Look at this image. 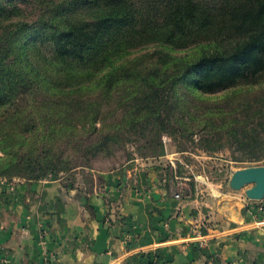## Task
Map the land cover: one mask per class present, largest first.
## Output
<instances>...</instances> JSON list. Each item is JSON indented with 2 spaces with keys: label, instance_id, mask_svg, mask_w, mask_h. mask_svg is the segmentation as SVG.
<instances>
[{
  "label": "trees",
  "instance_id": "trees-1",
  "mask_svg": "<svg viewBox=\"0 0 264 264\" xmlns=\"http://www.w3.org/2000/svg\"><path fill=\"white\" fill-rule=\"evenodd\" d=\"M262 78L264 0H0V179L184 152L167 109Z\"/></svg>",
  "mask_w": 264,
  "mask_h": 264
},
{
  "label": "crops",
  "instance_id": "crops-1",
  "mask_svg": "<svg viewBox=\"0 0 264 264\" xmlns=\"http://www.w3.org/2000/svg\"><path fill=\"white\" fill-rule=\"evenodd\" d=\"M156 177L137 167L112 171L102 193L92 194L62 178L1 181V258L7 264H264V212L258 211L264 199L251 201L222 184ZM197 227L205 246L194 237Z\"/></svg>",
  "mask_w": 264,
  "mask_h": 264
},
{
  "label": "rangeland",
  "instance_id": "rangeland-1",
  "mask_svg": "<svg viewBox=\"0 0 264 264\" xmlns=\"http://www.w3.org/2000/svg\"><path fill=\"white\" fill-rule=\"evenodd\" d=\"M259 80L253 85H237L238 93L233 102L225 99L226 93L201 97L187 94L188 101H193L192 112L196 118L186 114L189 106L181 109L177 105L174 106L176 110L167 109L170 120L186 141L187 150L184 152L178 151L177 143H173L167 136L161 138L164 154L155 157H143L135 145H126L114 147L111 153L102 152L85 161L71 157L73 153L68 148L65 154H70L72 164L82 167L48 174L43 179L62 178L67 185L71 184L81 192L92 194L96 190L98 193L103 191L108 173L137 167L150 169L157 175V179L160 177L167 182L169 177H179L188 179L193 185L213 183L222 184L223 190L230 188L229 181L235 171L264 165L260 145L264 141V78ZM1 181L26 180L14 177L3 178ZM248 188L250 186L235 192H245Z\"/></svg>",
  "mask_w": 264,
  "mask_h": 264
},
{
  "label": "water",
  "instance_id": "water-1",
  "mask_svg": "<svg viewBox=\"0 0 264 264\" xmlns=\"http://www.w3.org/2000/svg\"><path fill=\"white\" fill-rule=\"evenodd\" d=\"M245 186V196L251 201L264 199V165L248 167L235 171L229 181V187L233 191H239Z\"/></svg>",
  "mask_w": 264,
  "mask_h": 264
},
{
  "label": "built area",
  "instance_id": "built-area-1",
  "mask_svg": "<svg viewBox=\"0 0 264 264\" xmlns=\"http://www.w3.org/2000/svg\"><path fill=\"white\" fill-rule=\"evenodd\" d=\"M175 197L178 199L179 195H175ZM258 211L259 212H264V206H260L258 207ZM194 237H196L197 239H199V245L200 246H205V241H204V236L202 235V232L200 230V228H195L193 231ZM0 264H7L6 260L1 258L0 256ZM151 264H155V262L151 263Z\"/></svg>",
  "mask_w": 264,
  "mask_h": 264
}]
</instances>
